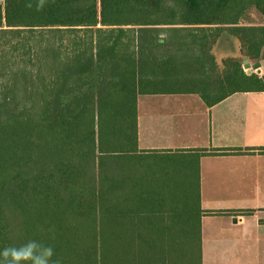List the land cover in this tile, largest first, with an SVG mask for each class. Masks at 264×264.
Returning <instances> with one entry per match:
<instances>
[{
	"label": "trees",
	"instance_id": "16d2710c",
	"mask_svg": "<svg viewBox=\"0 0 264 264\" xmlns=\"http://www.w3.org/2000/svg\"><path fill=\"white\" fill-rule=\"evenodd\" d=\"M262 60L264 0H0V250L202 264L198 159L226 150H195L194 196L165 198L137 174L173 157L139 150L137 98L264 91L242 67Z\"/></svg>",
	"mask_w": 264,
	"mask_h": 264
},
{
	"label": "crops",
	"instance_id": "0c3cea01",
	"mask_svg": "<svg viewBox=\"0 0 264 264\" xmlns=\"http://www.w3.org/2000/svg\"><path fill=\"white\" fill-rule=\"evenodd\" d=\"M137 135L140 151L226 150L198 159L202 264H264V91L210 107L196 94L139 95Z\"/></svg>",
	"mask_w": 264,
	"mask_h": 264
},
{
	"label": "rangeland",
	"instance_id": "374dc122",
	"mask_svg": "<svg viewBox=\"0 0 264 264\" xmlns=\"http://www.w3.org/2000/svg\"><path fill=\"white\" fill-rule=\"evenodd\" d=\"M172 134L175 135L174 132ZM161 136L154 135L156 140H161V143L162 139L168 140L164 135L163 138H159ZM192 158L189 156L138 158L137 174L141 180L149 182L150 187L152 186L158 193L164 194L165 198H175L180 202L185 185L191 186L190 189L187 188L190 197L195 193L194 171L186 165ZM139 162L146 164L141 165ZM174 193H177V196Z\"/></svg>",
	"mask_w": 264,
	"mask_h": 264
},
{
	"label": "clouds",
	"instance_id": "9594fccd",
	"mask_svg": "<svg viewBox=\"0 0 264 264\" xmlns=\"http://www.w3.org/2000/svg\"><path fill=\"white\" fill-rule=\"evenodd\" d=\"M45 0H39L42 7ZM32 8L31 2L25 4ZM0 264H63V258L55 249L42 241L30 239L19 246H8L0 250Z\"/></svg>",
	"mask_w": 264,
	"mask_h": 264
},
{
	"label": "water",
	"instance_id": "95a60500",
	"mask_svg": "<svg viewBox=\"0 0 264 264\" xmlns=\"http://www.w3.org/2000/svg\"><path fill=\"white\" fill-rule=\"evenodd\" d=\"M242 67L243 69H246L248 72H251L252 70H258L260 64L252 61H245Z\"/></svg>",
	"mask_w": 264,
	"mask_h": 264
},
{
	"label": "built area",
	"instance_id": "2783aa9c",
	"mask_svg": "<svg viewBox=\"0 0 264 264\" xmlns=\"http://www.w3.org/2000/svg\"><path fill=\"white\" fill-rule=\"evenodd\" d=\"M244 71L248 72L246 69H244ZM248 73H251V72H248Z\"/></svg>",
	"mask_w": 264,
	"mask_h": 264
}]
</instances>
